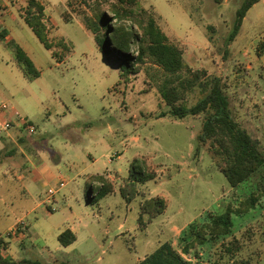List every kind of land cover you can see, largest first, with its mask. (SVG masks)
<instances>
[{"label":"rangeland","instance_id":"1","mask_svg":"<svg viewBox=\"0 0 264 264\" xmlns=\"http://www.w3.org/2000/svg\"><path fill=\"white\" fill-rule=\"evenodd\" d=\"M97 2L108 10L103 0H43L46 13L59 25L50 32L48 23L49 39L63 33L70 47L67 58L65 50L59 53L58 42L53 41V49L47 50L29 28L23 31L14 25L15 42L32 56L40 76L28 81L12 49L0 42V98L34 126L31 136L50 143L85 137L100 173L107 169L121 179L115 192L97 198L94 205L85 202L86 185L71 181L72 171L64 172L69 182L50 202L47 190L57 189L54 183L41 185L36 194L27 196L18 178L23 175L25 161L18 153L26 151L28 133L15 126L2 132L0 233L23 221L27 236L20 245H11L15 238L10 237L3 256L50 264H136L166 241L179 250L180 235L188 225L202 215L224 212L228 204L238 206L259 192L262 195L254 209L233 216L230 235L199 246L184 257L195 260L197 253L201 264H264V166L232 188L219 170L222 160L213 155L210 143L196 140L205 113L183 119L160 116L169 109L160 99L164 78L160 67L145 59L138 74L120 78L113 72L120 71L118 64L104 58L91 33L80 32L71 21L84 24V17L91 16ZM242 2L137 0L131 8L138 20L155 19L169 42L182 49L190 70H203L206 78H221L234 119L257 139L264 153V47H260L264 43V0L249 9L235 40L226 46ZM202 96L195 87L177 105L191 107ZM135 158L143 159L156 173L153 171V180L125 191L134 194L127 201L120 190L125 189ZM80 160L74 161L78 164ZM98 186L94 184L95 195ZM156 197L166 200L165 210L150 221L148 214H143L145 227L141 229V204ZM72 222L88 224L90 230L81 229L73 244L62 247L57 231ZM235 241L240 248L232 258L221 244Z\"/></svg>","mask_w":264,"mask_h":264},{"label":"trees","instance_id":"2","mask_svg":"<svg viewBox=\"0 0 264 264\" xmlns=\"http://www.w3.org/2000/svg\"><path fill=\"white\" fill-rule=\"evenodd\" d=\"M259 0H243L236 11V17L227 36L226 46L232 43L239 33L248 10ZM104 9L102 3L97 2L91 16L84 17L86 28L94 34V40L104 58L113 60L118 64L122 75H134L140 71L139 64L149 59L164 73V78L159 86L160 99L169 109L162 112L161 117L169 114L176 119L187 116H198L205 113L201 131L197 136L200 143L209 142L213 155L221 158L219 170L225 176L229 185L235 188L249 179L264 166V153L261 151L257 139L242 128L234 119L225 86L220 77L206 78L203 70L192 71L186 65L183 51L177 45L169 42L168 37L158 28L155 19L149 18L141 21L133 17L132 6L137 0H114L109 2ZM19 14L24 22L34 33L39 42L47 50L54 47L49 39V20L45 16L43 6L37 0H26L20 7ZM131 21V23H127ZM137 24V28L135 24ZM50 24V23H49ZM6 33H0V40L13 51L16 64L22 69L28 81L37 79L40 72L26 52L14 40H5ZM58 44V43H57ZM136 47V50L134 49ZM264 47V43H260ZM135 51H134V50ZM199 87L203 96L191 107L177 105L184 99L187 91ZM196 154L199 147L196 146ZM155 173L146 166L143 159L135 158L130 164L128 182L125 189L121 188L120 194L127 201L134 198V194H126L131 186L143 184L153 180ZM99 183L95 195L94 184ZM91 194H86L85 199L90 204H95L97 198H103L113 192V186L102 176H92L86 184ZM262 193L251 194L248 199L241 201L238 206L228 204L225 211L216 214H207L193 222L180 235L177 250L171 242L161 243L153 252L139 260L136 264H201L200 257L194 254L195 260L184 255H190L197 247L205 246L209 242L224 238L232 233L233 216L247 214L254 209L258 197ZM165 210V200L162 197L145 199L141 204L138 218L139 227L143 229L145 222L143 214H148V221ZM62 247H67L75 242V235L69 230H64L57 236ZM6 242L0 240V264H50L39 260L21 259L14 260L3 256ZM224 252L234 258L240 248L237 241L221 244ZM55 264H70L56 262Z\"/></svg>","mask_w":264,"mask_h":264},{"label":"crops","instance_id":"3","mask_svg":"<svg viewBox=\"0 0 264 264\" xmlns=\"http://www.w3.org/2000/svg\"><path fill=\"white\" fill-rule=\"evenodd\" d=\"M37 1L43 6L45 16L47 17L50 25L52 26L50 32L54 29H58L59 25L53 22L51 16L46 13L43 0H37ZM59 1L60 3L63 2V0H59ZM25 2L26 0H0V33L3 32L6 33L5 40L8 39L14 40L13 32H12V30L14 29V25L23 31L26 30V28H29L19 14V9L20 7L25 5ZM63 7L65 6L63 5ZM66 12H70V11L66 9ZM71 21L72 22L74 21L75 28L80 32L86 31L91 33L86 28L84 21H83L84 24L82 25L77 24L76 23L77 21H75L74 19H72ZM66 29L68 31L69 27H66ZM50 35L51 34H49V36ZM91 36L94 40V34L91 33ZM54 37L55 39L52 40L54 42H58V46L60 50L59 53L61 54V51L65 50L64 52L65 55L63 56L64 58H67L70 52V47L68 46L69 42L64 40L65 36L63 35L62 32L61 33L58 32L56 35H54ZM0 42L3 43V41L1 40ZM96 47L100 51L97 44ZM22 49L24 50V48ZM25 52L34 63L32 56L27 51ZM113 72H117L120 78L122 77L120 71H113ZM0 101H5V100H1L0 98ZM135 140L137 143H139L137 138H135ZM26 142L28 144L26 151L23 152L21 151V153L20 152L18 153L20 155L18 156L25 161L21 165V167L24 166L23 175L19 176L18 178L23 188L25 189L27 196H31V194H36L37 188L47 183H54V185L59 187V184L62 182L64 183L63 187H65L66 183L68 184L69 182L68 180L66 181V178L63 175L65 171H69V172L72 171L74 173L73 174L74 176L71 177V181L78 180V182H83L84 185H86L89 182L90 177L102 176L113 186V191L115 192L119 183L118 181L121 178L117 175H113L107 169L105 171H102V173H100L99 168L95 165L97 159H94V157L92 156V153L89 148L90 146L85 145L86 143L85 137L81 139H76L75 141H68L65 139L64 141L50 143V141L47 140L44 141V139H38V137H34L28 134ZM67 157H69L70 159H67ZM79 158L81 159L79 162L80 164L79 163L77 164L74 160L76 159L79 161ZM88 160L90 161V163L88 162ZM66 161H68L69 163H66ZM14 166L19 167V165L17 164H15ZM153 171L156 173V170ZM61 188H57V189L60 190ZM85 196L86 194H84V197ZM49 209H51V207H49ZM67 229H69L75 235L76 240H77L78 232L82 231L81 229H84L86 231L90 230L88 228V224L80 226V224H75L74 222H72L71 224L70 223L64 224L62 228H59V230L57 231V236L59 235V233ZM26 237H27L26 234L23 237L20 236L13 237L15 239H12V241L14 242L11 243V245L14 243L17 245L18 244L20 245L21 242L24 243L23 241L25 240Z\"/></svg>","mask_w":264,"mask_h":264},{"label":"built area","instance_id":"4","mask_svg":"<svg viewBox=\"0 0 264 264\" xmlns=\"http://www.w3.org/2000/svg\"><path fill=\"white\" fill-rule=\"evenodd\" d=\"M13 126L19 127L21 130L32 135L35 133V128L26 119L20 117L18 112L7 101H0V134L8 131ZM64 186V183H60L58 188ZM58 189L49 188L47 190V202H50L51 196H53ZM26 225L23 221H19L15 226L10 228L7 233H0V240L6 242L10 237H23L25 236Z\"/></svg>","mask_w":264,"mask_h":264},{"label":"water","instance_id":"5","mask_svg":"<svg viewBox=\"0 0 264 264\" xmlns=\"http://www.w3.org/2000/svg\"><path fill=\"white\" fill-rule=\"evenodd\" d=\"M88 193H89V194H91V192H90V191H88Z\"/></svg>","mask_w":264,"mask_h":264}]
</instances>
